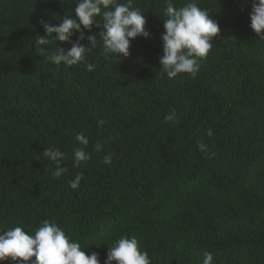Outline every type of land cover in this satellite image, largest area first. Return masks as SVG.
I'll use <instances>...</instances> for the list:
<instances>
[{
  "label": "trees",
  "instance_id": "obj_1",
  "mask_svg": "<svg viewBox=\"0 0 264 264\" xmlns=\"http://www.w3.org/2000/svg\"><path fill=\"white\" fill-rule=\"evenodd\" d=\"M79 2L0 0V235H34L48 220L99 264L121 237H135L150 264H202L204 252L212 264H264V40L250 28L252 0H171L195 2L219 25L195 77L171 79L159 63L168 0H131L149 35L130 41L127 58L105 54L93 26L80 40L91 72L48 61L34 44L47 38L38 21L75 19ZM79 133L90 159L74 167ZM44 148L65 154L59 178Z\"/></svg>",
  "mask_w": 264,
  "mask_h": 264
},
{
  "label": "clouds",
  "instance_id": "obj_2",
  "mask_svg": "<svg viewBox=\"0 0 264 264\" xmlns=\"http://www.w3.org/2000/svg\"><path fill=\"white\" fill-rule=\"evenodd\" d=\"M102 8L104 11L102 12ZM111 9V10H109ZM102 15V24L96 21V17ZM75 19L69 16L61 17L60 23L52 25L43 20L38 21L44 27L46 37L37 36L34 40L35 47L40 52L47 54V60L59 65L67 66L83 63L87 71L91 72L94 65L86 62V52L89 48L80 44L84 34L82 29L91 30L93 26L101 28L98 33L99 40L103 43L104 53L116 54L119 57L129 56L130 41L134 38L147 37L145 31L146 19L138 8L131 7V0L127 4H116L115 0H80L74 8ZM164 24L162 40V56L159 63L168 78H175L178 74L187 73L195 77L199 70L197 58H206L211 50L213 37L219 33L218 22L213 20L206 10H202L195 2L182 7H175L168 0L164 8ZM250 28L264 40V0H252L249 14ZM73 31L79 33L75 42L67 51L57 47L56 43L70 42ZM54 34V35H53ZM87 40L91 47H95L98 40L96 36L89 35ZM55 43L54 48L45 51L41 46H49ZM165 122L176 120L175 109L165 116ZM105 123L98 120L97 126ZM206 135H213L210 129ZM81 147L73 149L74 167L90 159L83 146L89 141L83 133L75 137ZM198 149L209 155L208 146L203 140L197 141ZM103 145L98 141L95 151L102 150ZM43 156L53 162L55 170L53 177L59 178L68 169L61 165L65 154L58 148H44ZM215 155V153H211ZM112 162V154L103 157L104 164ZM82 173H77L70 180L69 187L76 189L82 179ZM34 257V259H33ZM212 255L203 253L202 264H212ZM11 260L20 264H99L98 254L93 252L86 255L78 243L70 242L69 238L57 224L44 220L42 225L35 230L34 235L27 234L21 227H14L0 235V261ZM150 264L148 253L141 251L138 240L135 237H121L114 241L108 248L105 264Z\"/></svg>",
  "mask_w": 264,
  "mask_h": 264
}]
</instances>
